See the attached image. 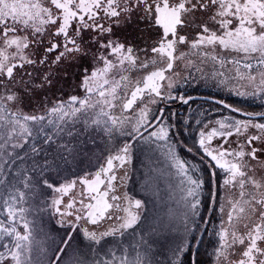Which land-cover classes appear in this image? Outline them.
Masks as SVG:
<instances>
[{"label":"snow or ice","instance_id":"snow-or-ice-1","mask_svg":"<svg viewBox=\"0 0 264 264\" xmlns=\"http://www.w3.org/2000/svg\"><path fill=\"white\" fill-rule=\"evenodd\" d=\"M0 264H264V0H0Z\"/></svg>","mask_w":264,"mask_h":264},{"label":"rangeland","instance_id":"rangeland-1","mask_svg":"<svg viewBox=\"0 0 264 264\" xmlns=\"http://www.w3.org/2000/svg\"><path fill=\"white\" fill-rule=\"evenodd\" d=\"M210 70V66L206 69ZM191 75L188 77L189 82H185L180 86V93H187L188 95H208L212 97H216L218 99H224L228 103L233 104L234 106L242 107L248 111H254L258 106L260 107V101L258 99H253L251 97H239L235 95H228L223 90L215 89L211 84L205 85L201 81V73L196 70V68H190L185 71V75L188 73ZM214 102L205 101V100H193L189 104L183 107L182 114H178L179 112H175L177 117L183 120L185 117L195 114L199 109H209L210 105ZM191 109V113L189 111ZM260 110L261 107H260ZM173 111V110H169ZM174 112V111H173ZM213 115H217V113H213ZM194 122V121H193ZM139 171H134L131 173V179L128 183L130 189H133L136 192H139L140 184L143 180L142 172L146 171L145 169H141L140 165H137ZM153 186L156 187L158 185V196L153 197L155 200L156 207L154 209L155 213L158 215H163L169 209L173 211H180L181 205L179 203V192L177 188H174L173 185L176 183L175 178L173 177L171 180L166 172V169L163 166V160L161 158L160 170L158 173L153 174L152 176ZM152 203H149V208H152ZM201 214L207 216V211L202 209ZM218 223V221H216ZM199 224V227H195L191 222L189 224L190 227L193 228V233L188 236V241L190 244H195L196 241L192 238L193 235L200 236L204 243L200 245V251L202 253L201 258L204 260L210 259L207 255V252L211 251V248L207 244L208 236L206 232L200 231L202 228H211V224L204 225L199 221H196ZM207 250V252H206ZM186 255H188L186 253ZM160 259H164L163 256L159 257Z\"/></svg>","mask_w":264,"mask_h":264},{"label":"flooded vegetation","instance_id":"flooded-vegetation-1","mask_svg":"<svg viewBox=\"0 0 264 264\" xmlns=\"http://www.w3.org/2000/svg\"><path fill=\"white\" fill-rule=\"evenodd\" d=\"M184 106H185V104H182L179 100L174 101V102H169L168 105H165V107L168 108V110H173L174 112H179L178 114H182ZM254 111H260V107L258 106Z\"/></svg>","mask_w":264,"mask_h":264},{"label":"water","instance_id":"water-1","mask_svg":"<svg viewBox=\"0 0 264 264\" xmlns=\"http://www.w3.org/2000/svg\"><path fill=\"white\" fill-rule=\"evenodd\" d=\"M193 100H205V101H212L218 100L216 97L208 96V95H192Z\"/></svg>","mask_w":264,"mask_h":264}]
</instances>
